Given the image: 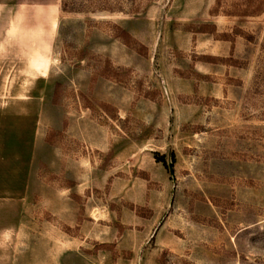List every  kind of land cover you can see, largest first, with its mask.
I'll list each match as a JSON object with an SVG mask.
<instances>
[{"label":"rangeland","instance_id":"rangeland-1","mask_svg":"<svg viewBox=\"0 0 264 264\" xmlns=\"http://www.w3.org/2000/svg\"><path fill=\"white\" fill-rule=\"evenodd\" d=\"M60 2L48 60L0 64L44 100L0 264H264V3Z\"/></svg>","mask_w":264,"mask_h":264},{"label":"crops","instance_id":"crops-1","mask_svg":"<svg viewBox=\"0 0 264 264\" xmlns=\"http://www.w3.org/2000/svg\"><path fill=\"white\" fill-rule=\"evenodd\" d=\"M60 1L0 0V64L44 63L48 60L53 48ZM7 76L5 73L0 78ZM29 89L22 91L20 87L13 86L8 90L0 85V95L29 96L31 99L0 101V176L16 172L27 176L36 145L41 143L44 135L38 124L44 100ZM10 168L17 170L10 172ZM17 220L18 213L15 216L0 214V228H7Z\"/></svg>","mask_w":264,"mask_h":264},{"label":"trees","instance_id":"trees-1","mask_svg":"<svg viewBox=\"0 0 264 264\" xmlns=\"http://www.w3.org/2000/svg\"><path fill=\"white\" fill-rule=\"evenodd\" d=\"M263 3L264 0H246V2L242 6H238L236 8L237 13L242 15L254 14L261 9ZM156 154H157V159L159 161H163L165 165H167V161L162 156H160L158 152Z\"/></svg>","mask_w":264,"mask_h":264}]
</instances>
